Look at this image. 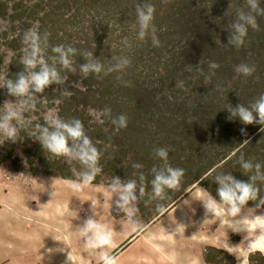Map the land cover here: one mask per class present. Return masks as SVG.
Listing matches in <instances>:
<instances>
[{"label":"trees","instance_id":"16d2710c","mask_svg":"<svg viewBox=\"0 0 264 264\" xmlns=\"http://www.w3.org/2000/svg\"><path fill=\"white\" fill-rule=\"evenodd\" d=\"M146 0H35L29 5H17L5 14L11 29L2 36L7 50L13 53L6 79H14L23 70L20 61L27 48L22 44L25 31L33 29L38 34L48 33L46 58L52 63L51 46L71 45L79 50L93 52L97 60L104 62L105 71L116 63L112 57H129L132 64L123 73H111L98 78H83L79 65L84 63L77 54L75 73L62 70L66 77L63 86L55 84L45 89L35 111H28L31 124L21 130L19 141H5L0 148V165L11 161L15 170L34 175L58 176L66 180L78 179L81 165L76 161L56 158L44 151L34 139L36 125L45 124L46 113L68 120L80 119L87 135L104 151L100 160L102 172L93 184L108 186L111 178L121 180L136 178L131 167L133 162L144 165L146 195L137 205L143 225L164 214L182 197L198 185L216 196V173H231L238 180L247 181L239 163L241 152L246 160L264 164V132L260 125H243L239 119L230 120L226 107L240 103L248 105L264 93V16H257L259 30L248 28L245 44L237 50L228 44L234 31L232 24L241 11H249L246 0H148L156 8L153 24L159 47H154L151 36L138 39L135 5ZM264 9V0H260ZM10 12V13H9ZM5 19L4 17H0ZM127 38L130 47L124 46ZM210 62L219 64L211 75ZM240 63L255 65L250 77L238 75L234 69ZM202 71H197V69ZM117 75L121 80H117ZM206 77L209 80H206ZM5 79V80H6ZM122 81H130L125 86ZM184 81V87H177ZM67 88L70 95H63ZM13 99L0 91V101ZM110 107L112 114L128 117L126 129L114 134V126L104 119L102 110ZM245 128L247 136L241 135ZM248 145L237 151L244 139ZM27 155L26 165L16 154L17 148ZM167 147L169 163L185 170L180 190L168 191L167 199L160 201L166 206L161 213L157 201L145 205L151 193L153 165L162 162L154 158L153 149ZM235 152V155L232 153ZM264 171V170H262ZM259 195L264 197V181L257 180ZM138 194V193H137ZM218 199V197H217ZM247 208H254L249 202ZM264 207V206H262ZM207 264H235L236 258L225 250L208 246L204 251ZM249 264H264L260 251H251Z\"/></svg>","mask_w":264,"mask_h":264},{"label":"clouds","instance_id":"9594fccd","mask_svg":"<svg viewBox=\"0 0 264 264\" xmlns=\"http://www.w3.org/2000/svg\"><path fill=\"white\" fill-rule=\"evenodd\" d=\"M246 3L249 11L247 13L241 11L238 14L237 21L231 26L234 31L228 37V44L234 45L237 50L245 44L249 27L255 31L259 30L257 16H264V9L259 6L260 0H246ZM155 11V6L149 3L148 0L143 5L137 3L135 5V27L138 26V39L144 40L150 35L153 46L159 47L160 41L156 36V28L153 24ZM48 35V33L40 35L33 29L24 32L21 42L27 48V51H24L23 58L20 61L23 70L16 73L14 79H6L3 84H0V87L7 89L9 95L22 101L19 110L8 107L10 102L6 101L3 107L5 111L3 115H0V136L13 143L19 141L21 130L29 128L31 122L25 119L24 113L36 110L37 103L42 100L45 89L53 84L63 86L66 83L67 78L62 76V70L73 73L77 71L73 60L77 54L85 61L79 65V71L83 78H87L92 74L101 78L111 73H123L132 64V60L127 56L123 58L114 56L112 59L116 63L111 64L105 71L104 62L97 60L92 51L86 49L81 51L71 45L51 46L53 54L51 59L53 62L49 63L46 58L47 49L49 48ZM122 43L126 47L131 46L127 38ZM209 68L212 70L211 75H214V70L219 68V64L210 62ZM197 71L202 70L198 68ZM234 71L238 75L250 77L255 73L256 67L255 65L240 63ZM116 78L121 80L120 75H117ZM206 80L209 79L206 77ZM122 82L125 86H131L130 81ZM177 87L183 88L184 81H179ZM62 94L70 95L71 93L67 88H63ZM226 109L230 113V120L238 118L243 125L258 124L260 125L259 130L264 132V93H261L248 105L240 103L233 107L228 104ZM102 115L104 119H101L100 123H105V120L110 121L114 126V134H118L122 129L127 128L128 117L125 114L114 116L111 108L105 107L102 110ZM240 131L242 136H247L245 128H241ZM33 136L35 140L39 141L43 150L52 156L65 158L68 161H76L81 165L82 170L79 172L78 179L66 182L67 187L73 193H81L94 187L93 181L102 172L100 160L104 155V151L111 147L110 144L105 145L102 150L87 135L84 124L80 119L65 120L59 116H50L45 124L36 125ZM249 142L250 138L244 139L237 151L248 145ZM235 154V152L232 153V155ZM153 155L162 163L159 166L153 165L150 169L152 175L150 181L151 193L147 194L148 199L145 200V205L157 201L156 209L158 212L163 213L166 206L159 202L168 198L167 193L169 190L173 192L180 190L185 170L171 166L167 147L154 148ZM239 163L241 169L249 174L247 181L238 180L231 173L218 172L215 175V182L218 184L216 196L207 193L200 201L203 204L205 218L209 216L216 218L220 224L226 226L227 230L230 229L236 233H248L256 230L257 234L248 243V248L252 251L260 250L264 252V214H255L256 209L264 206V197L259 195L260 190L255 183L257 180L264 181V171H262L264 170V164L246 160L242 152ZM131 167L136 170L133 172V176L136 178L121 180V178L113 176L108 185V190L112 194V199L113 197L116 198L114 201L116 209L124 213L127 223L135 227L138 224L135 219L138 202L146 195L144 186L146 177L144 172L140 171L144 167L143 164L133 162ZM52 189L49 192L51 198L55 194V189L53 187ZM89 201H91V209H94L96 201ZM250 201L254 202V208L246 207ZM179 226L184 225L179 224ZM75 232L81 239L83 248L87 252L97 255L100 264H119L117 256L110 251L116 247V243L114 230L109 227L107 222H101L95 214L90 215L83 220L82 224L76 227ZM54 251L65 250L64 248L48 249L49 253ZM69 256L70 253H68L65 264H73Z\"/></svg>","mask_w":264,"mask_h":264},{"label":"rangeland","instance_id":"374dc122","mask_svg":"<svg viewBox=\"0 0 264 264\" xmlns=\"http://www.w3.org/2000/svg\"><path fill=\"white\" fill-rule=\"evenodd\" d=\"M33 1L0 0V17L5 18H0V38L4 36L2 32L10 38V32L15 29V25L11 29L5 13ZM3 44L1 41L0 84L5 82L13 55ZM5 90L0 87L1 93ZM6 101L10 102L8 107L18 110L22 105L19 98L0 101V115L5 111ZM24 115L25 119L31 117L28 111ZM50 116H55V112L49 111L45 115L47 119ZM5 141L0 136V148ZM16 154L26 165L28 156L22 154L19 147ZM22 171L26 172L15 170L11 161L0 165V264H65L68 253L73 264H100L97 255L83 248L75 232L84 219L94 214L114 230L116 247L110 251L117 256L119 264H205L203 256L208 246L233 254L235 264H247L243 253L249 249L248 243L255 238L256 230L236 233L227 230L214 217L205 218L200 200L207 192L198 185L141 229L143 222L137 212L138 224L133 227L127 223L124 213L116 209V198L112 199L108 186L93 184L94 187L81 193H73L67 187L66 179L34 175L27 167ZM52 187L55 194L51 198ZM89 200L96 201L94 209ZM255 214H264V207L256 209ZM59 248L65 251L48 252V249Z\"/></svg>","mask_w":264,"mask_h":264},{"label":"crops","instance_id":"0c3cea01","mask_svg":"<svg viewBox=\"0 0 264 264\" xmlns=\"http://www.w3.org/2000/svg\"><path fill=\"white\" fill-rule=\"evenodd\" d=\"M21 172H26V171H21ZM212 247H214V246H212ZM216 248H218V247H216ZM219 249H221V248H219ZM223 250V249H222ZM252 250L249 248V249H247L244 253H243V258L247 261V264H249V262H248V255H249V253L251 252ZM229 253V252H228ZM230 255H232V256H234L233 254H231V253H229ZM203 261H204V257H203ZM204 263L205 264H207L205 261H204Z\"/></svg>","mask_w":264,"mask_h":264}]
</instances>
